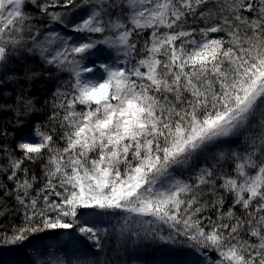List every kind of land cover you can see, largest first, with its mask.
Returning <instances> with one entry per match:
<instances>
[{
    "label": "snow or ice",
    "instance_id": "1",
    "mask_svg": "<svg viewBox=\"0 0 264 264\" xmlns=\"http://www.w3.org/2000/svg\"><path fill=\"white\" fill-rule=\"evenodd\" d=\"M0 250L264 264V0H0Z\"/></svg>",
    "mask_w": 264,
    "mask_h": 264
},
{
    "label": "trees",
    "instance_id": "2",
    "mask_svg": "<svg viewBox=\"0 0 264 264\" xmlns=\"http://www.w3.org/2000/svg\"><path fill=\"white\" fill-rule=\"evenodd\" d=\"M48 88H51V85L47 86ZM44 89H37V91H43ZM5 224L8 223L7 219L4 221ZM80 248L84 252H88L89 250L94 251V249H91V246L88 242H85L83 245L80 246ZM53 252V258L56 256H59L62 259L69 260V258H72V260L75 259L76 256H80V252L77 251L75 253L68 252L67 254L64 253V251L56 252L55 250H50ZM83 258V257H81ZM165 258L163 257V254L160 252H148L146 255H143L141 257L140 264H143L144 261H147L148 264H152L153 261L159 260ZM181 257H177V259H180ZM30 259V255L26 256L23 253H16V252H10L6 250H0V264H24V262L28 261ZM69 264H71V260H69Z\"/></svg>",
    "mask_w": 264,
    "mask_h": 264
},
{
    "label": "rangeland",
    "instance_id": "3",
    "mask_svg": "<svg viewBox=\"0 0 264 264\" xmlns=\"http://www.w3.org/2000/svg\"><path fill=\"white\" fill-rule=\"evenodd\" d=\"M172 259H177V257H172Z\"/></svg>",
    "mask_w": 264,
    "mask_h": 264
}]
</instances>
